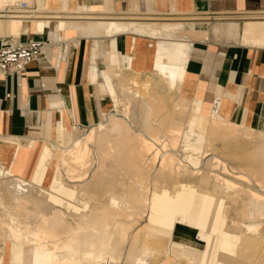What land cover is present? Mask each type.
I'll list each match as a JSON object with an SVG mask.
<instances>
[{"label":"bare ground","instance_id":"obj_1","mask_svg":"<svg viewBox=\"0 0 264 264\" xmlns=\"http://www.w3.org/2000/svg\"><path fill=\"white\" fill-rule=\"evenodd\" d=\"M51 10L50 0H0V25L14 37L28 22L52 35L160 34L155 68L138 72L135 55L111 53L103 119L47 127L29 178L0 158V264L8 254L11 264H264V103L250 124L244 110L221 112L222 84L213 111L185 95L193 42L176 34L221 38L242 20L243 43L264 47V16Z\"/></svg>","mask_w":264,"mask_h":264},{"label":"crops","instance_id":"obj_2","mask_svg":"<svg viewBox=\"0 0 264 264\" xmlns=\"http://www.w3.org/2000/svg\"><path fill=\"white\" fill-rule=\"evenodd\" d=\"M66 1L50 0L53 4L51 13L82 12L87 5L90 12H100L103 17L114 18L139 13L153 16L190 15L195 11L194 15L200 13L213 17L264 16V0ZM65 4L74 10H61ZM237 23L240 22L230 21L227 35L221 38L214 37L208 28L206 35L185 34L183 31L176 33L178 37L193 42L182 91L192 98L198 92L205 91V96L214 105L210 109L213 111L219 100L215 89L222 84L226 94L221 112L232 118L244 110L246 121L251 124L260 115L264 103V47L243 43ZM25 25H29V31L25 32ZM37 31L31 23H24L16 37L21 41H42L43 55L32 62L20 78L12 74L0 75V158L16 175L26 178L31 177L38 161L39 144L45 141L47 127L65 122L87 128L103 119L111 109L112 100L102 90V83L108 76L105 70L107 56L111 53L133 54L134 69L149 72L155 68L161 37L160 34L119 30L107 34H88V29L78 27L59 30L57 35L50 34V30ZM10 35L0 25V42L2 37ZM92 51L96 52V57L102 55L95 58ZM241 87L244 89L241 90ZM31 140L37 142L36 146L27 144ZM4 260L2 264H11L9 254Z\"/></svg>","mask_w":264,"mask_h":264},{"label":"built area","instance_id":"obj_3","mask_svg":"<svg viewBox=\"0 0 264 264\" xmlns=\"http://www.w3.org/2000/svg\"><path fill=\"white\" fill-rule=\"evenodd\" d=\"M21 8L23 11L29 10L28 3L23 2ZM43 47L44 43L36 39L21 41L14 36L2 37L0 42V75L12 74L20 78L27 67L43 55Z\"/></svg>","mask_w":264,"mask_h":264},{"label":"rangeland","instance_id":"obj_4","mask_svg":"<svg viewBox=\"0 0 264 264\" xmlns=\"http://www.w3.org/2000/svg\"><path fill=\"white\" fill-rule=\"evenodd\" d=\"M208 16V15H207ZM237 16H239V15H237ZM153 17H155V16H153ZM156 17H162V16H156ZM209 17H211V16H209ZM242 20H238V22H241ZM205 91H200V92H198V95H200V96H202V98L204 99V103H205V108H207L208 110H210L214 105H213V103L212 102H210L208 99H207V97L205 96ZM206 97V98H205ZM111 110V109H110ZM109 110V111H110ZM212 156V154L211 153H208V157H206V159L205 160H207L209 157H211ZM7 259V258H6Z\"/></svg>","mask_w":264,"mask_h":264}]
</instances>
